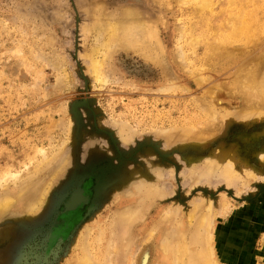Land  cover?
Here are the masks:
<instances>
[{
	"label": "rangeland",
	"instance_id": "obj_1",
	"mask_svg": "<svg viewBox=\"0 0 264 264\" xmlns=\"http://www.w3.org/2000/svg\"><path fill=\"white\" fill-rule=\"evenodd\" d=\"M222 4L227 0L212 7ZM192 6L188 0H0V198L16 199L0 213V264H76L86 252L96 258L107 245V264H141L144 252L147 264H166L168 257L157 250L165 231L153 227L163 221L170 232L207 197L220 209L214 240L221 259L264 262V165L258 155L264 119L249 126H225L223 119L242 105L234 92L244 72L240 62L254 58L238 52L235 60L205 66L204 44L212 36L200 37L202 28L191 26ZM125 8L157 29L165 62L120 47L110 58L114 73L109 69L101 84L89 55L103 40L92 26L113 14L123 19ZM181 25L188 34L180 33ZM178 45L195 64L183 66ZM204 73L210 77L202 88L196 78ZM208 89L223 100L215 114L205 106ZM183 125L196 138L169 145L168 134ZM238 142L261 175L251 179L248 167L234 186L214 177L191 180L188 164L199 163V170L211 148ZM145 181L160 186L155 200L147 198ZM44 192L43 205L26 215L25 205Z\"/></svg>",
	"mask_w": 264,
	"mask_h": 264
},
{
	"label": "bare ground",
	"instance_id": "obj_2",
	"mask_svg": "<svg viewBox=\"0 0 264 264\" xmlns=\"http://www.w3.org/2000/svg\"><path fill=\"white\" fill-rule=\"evenodd\" d=\"M188 1L191 4H193L190 12V16L193 18V25L191 24V26L195 27L194 25L196 26L199 25L202 28L203 31L200 33V37H204L207 39L209 38V36H212V39L205 40L206 43L204 44L205 49L201 61L204 62L205 66L210 68V66L217 65L220 60L229 62L235 56L233 54H238V52L240 54V57H244L246 54L248 56H253L252 58H254V60H252L251 63H249V61L245 62V60H243V62H240L239 66L243 68L244 72H242V78L240 81L236 79L237 86L235 87L234 92H237V96L240 97L242 105H240L239 109H236L234 111L224 112L223 119L225 121V126H227L228 124H232L233 121H239L242 124L249 126L252 123L258 121V119H264L263 117L264 116V5L262 6L260 4V0H227V6L222 4L219 7V9L216 10V8L212 7V4L215 3V0H188ZM262 1L264 2V0ZM231 10H235V13H231L230 12ZM139 13L135 14L133 10L131 11L130 9L125 8L123 13V19L116 18L114 17L116 15L113 14L112 17H109L110 15L108 16V18L106 17L107 20L104 19L97 21L96 19L95 26L94 25L92 26L97 30L98 41L100 40V38H102L101 40H103L99 42L100 44L97 43L96 41V43L99 45L98 47H95V45L94 47H91L90 50L91 52L89 55L90 64H91L90 68H92V72L95 74L97 80L100 81L101 84L107 82L108 71L109 69L111 71L113 70L111 69L110 66L112 65L110 58L112 54L115 53L114 50L120 47L131 48L135 51L141 49L142 54L148 57L147 60L149 59L153 60L156 64L159 65L164 64L163 62H165L164 60L165 50L162 44H160L157 29L154 28L151 24H149L148 21H143L141 15L138 16ZM222 18L224 19L221 21ZM216 26H218V28L220 27L219 29L217 28V32L208 35L213 32L211 29H213ZM189 31H190L189 28L185 30V27L181 25L180 27L181 34L186 35L189 33ZM104 35H106V39L104 38L105 37ZM179 45H178L179 48L178 55L179 54L181 55L178 57L182 56L181 57L182 59L180 58L179 60H183V61L185 59L187 60V63H185L184 61L186 65L183 66H187V64L189 63L195 64L193 60L190 61L187 53L184 50L185 46L181 45V47H179ZM98 48H100V51H98ZM101 48H104L105 50L104 51L102 50L103 51L102 52ZM98 53L99 55L100 53L103 54L104 56L103 58H105L106 60L109 59L108 62L106 61L107 64L103 61V58L100 59L98 58L97 56ZM183 56H185L184 59ZM235 59L236 58H234L233 60ZM252 63H254V65L249 66ZM187 70H189V67L185 68V71ZM113 71L112 73H114ZM207 75L208 73L203 76L198 75V77L196 78V80L198 81L197 82L198 86L206 84V82L209 79L207 78ZM217 95L218 94L216 92L213 93V91H210L209 89L206 90L204 93V96L209 98V99L206 98L207 100H205V106H207L206 107L207 111L211 112L212 114H215V112L217 111L216 108L223 101L221 100V98H218L219 95L218 96ZM206 108L204 107L205 115H207ZM212 114L210 115V117L212 116ZM204 117H208V116H204ZM208 121L210 122L209 117H208ZM176 127L178 128V126ZM177 128L176 130H179L181 126L178 129ZM182 129L183 130H181V132H173V133L168 132L169 133L167 136L168 139L166 138V141H168L167 143L171 142L169 143V145H171L173 142L177 140H181L185 142L186 141L188 142V140H190L191 142H193L192 140L196 138L194 137L195 132L194 135H191L190 131L187 129V126L185 127V125H183ZM173 130L175 131L174 128L171 130L169 129V131L171 132ZM161 137L163 136L161 135ZM242 139H245V137L241 138V140ZM191 142H189V144ZM173 145H176V143ZM185 145L187 144L185 143ZM185 145L183 146L186 147ZM188 145L187 147H189ZM243 149L245 150V152L248 151V147H243ZM242 151H243L242 146L239 145V142L238 144L236 143L230 145L218 144V146L211 148V151L209 152L208 156L206 157V160L204 161L205 163L203 165L204 166L203 168L199 170H194L195 166L199 165V163L197 164L195 162L196 165L194 162L188 164L190 168V172L192 173V175L195 176L194 179L192 178L193 177L192 176L191 180L197 182L201 178L204 179V177L207 178L214 177V180H216L217 178L218 180H224L227 185H233V184L236 185V183L241 180L242 173L250 166L248 161L245 160L246 158L244 159L241 153ZM258 155L262 161V164L264 165V148H262L261 151H259ZM194 158L196 159V157ZM201 161L202 160H200V162ZM201 166L202 165H200V167ZM249 168H251V170H249L248 175L250 176L251 179H256L257 176L261 175V172H263L262 169L255 168L254 166ZM137 184L136 186H138ZM143 186L146 190L145 194L147 198L149 197L155 200V198H158L162 194L160 186H157L154 182L145 181L143 183ZM45 192L41 194L40 197H37V200L35 202L27 203L25 205L24 212L26 213V215H29V213H34V211H36L38 206L40 207V205L44 202V199L46 198ZM20 195H22V193ZM223 196L225 197V195ZM207 198L208 199L204 198L201 199V201L195 203H193L192 201L193 205L190 207V209L187 212H185V216L187 218L186 223H184V220L178 218L180 220L177 219L178 220L177 223L175 222L176 224L173 225V228L170 230V232H168V229L164 228L165 225H162L163 224L162 220L161 223L158 224L157 222V224H155L156 227H153L155 228V231L156 229H159V227L160 229L162 228L163 232L165 231L164 233L165 237L163 236L159 240L157 250H159L160 253L168 257V261L166 264H234V263H226L224 260L221 259V253L219 252L218 244L216 245L214 240L216 219L220 209H218L219 207H214V205L212 204L213 201L209 200V197ZM15 202L16 199L11 195L2 196V199L0 198V213L4 211L6 212V210L9 211V209L14 205ZM79 202L80 201H78V203ZM220 204L222 206L220 207L221 209L223 207L224 209L227 207L226 202H224V205L221 202ZM160 216L163 217L161 214ZM91 229L93 228L91 227ZM151 229H152V225H151ZM150 231L151 230L149 229L147 232L149 236L150 233L152 234L154 230L151 232ZM83 233L84 232H82V236ZM99 237L97 235L95 238H98V240H100ZM96 240L97 239H95V241ZM79 241L80 240L78 239V242ZM88 242L86 241L87 244H89ZM100 242H102V240H100ZM110 249H111V245L110 246L107 245L106 250L105 249L102 250L99 253V255H97L96 258L94 259H93L94 253L88 255L89 252L88 254L86 252L85 255H82V257H80V259L77 260L78 262L76 264H107L108 260L106 253L108 252L110 255V253L112 252L110 251ZM91 255L92 257H90ZM148 256L149 255L147 252L143 253L141 258V264H147V260L150 259V258L148 259ZM262 264H264V262Z\"/></svg>",
	"mask_w": 264,
	"mask_h": 264
}]
</instances>
